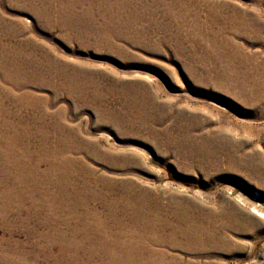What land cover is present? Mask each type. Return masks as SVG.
I'll list each match as a JSON object with an SVG mask.
<instances>
[{
	"label": "rangeland",
	"instance_id": "374dc122",
	"mask_svg": "<svg viewBox=\"0 0 264 264\" xmlns=\"http://www.w3.org/2000/svg\"><path fill=\"white\" fill-rule=\"evenodd\" d=\"M264 0H0V264H264Z\"/></svg>",
	"mask_w": 264,
	"mask_h": 264
},
{
	"label": "snow or ice",
	"instance_id": "6c2138e0",
	"mask_svg": "<svg viewBox=\"0 0 264 264\" xmlns=\"http://www.w3.org/2000/svg\"><path fill=\"white\" fill-rule=\"evenodd\" d=\"M261 218H264V216H262Z\"/></svg>",
	"mask_w": 264,
	"mask_h": 264
}]
</instances>
